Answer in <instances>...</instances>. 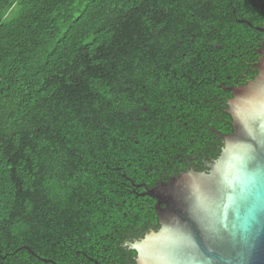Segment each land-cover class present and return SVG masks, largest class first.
<instances>
[{
	"label": "trees",
	"instance_id": "16d2710c",
	"mask_svg": "<svg viewBox=\"0 0 264 264\" xmlns=\"http://www.w3.org/2000/svg\"><path fill=\"white\" fill-rule=\"evenodd\" d=\"M263 29L264 0H0V264H134L145 192L217 157Z\"/></svg>",
	"mask_w": 264,
	"mask_h": 264
},
{
	"label": "water",
	"instance_id": "95a60500",
	"mask_svg": "<svg viewBox=\"0 0 264 264\" xmlns=\"http://www.w3.org/2000/svg\"><path fill=\"white\" fill-rule=\"evenodd\" d=\"M258 53L256 74L231 88L232 131L219 134L208 169L179 172L145 192L158 227L123 243L134 264H264V39Z\"/></svg>",
	"mask_w": 264,
	"mask_h": 264
},
{
	"label": "flooded vegetation",
	"instance_id": "af4514ba",
	"mask_svg": "<svg viewBox=\"0 0 264 264\" xmlns=\"http://www.w3.org/2000/svg\"><path fill=\"white\" fill-rule=\"evenodd\" d=\"M185 156L186 154L183 153H178L176 155L175 160L173 161V164L176 165L179 168H186L184 171L188 170V169H193L196 170L194 167L198 166L200 168V170H204L206 171L208 168L206 166L207 163H209L211 160L208 159H202L200 162L198 160H196L193 156L190 158H187V160H185ZM184 163V165L182 164Z\"/></svg>",
	"mask_w": 264,
	"mask_h": 264
}]
</instances>
